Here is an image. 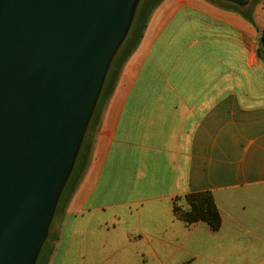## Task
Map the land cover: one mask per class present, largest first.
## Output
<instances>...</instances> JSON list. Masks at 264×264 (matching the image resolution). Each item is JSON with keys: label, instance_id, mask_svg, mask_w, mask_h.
<instances>
[{"label": "crops", "instance_id": "0c3cea01", "mask_svg": "<svg viewBox=\"0 0 264 264\" xmlns=\"http://www.w3.org/2000/svg\"><path fill=\"white\" fill-rule=\"evenodd\" d=\"M258 4L253 23L202 0H164L153 11L56 218L48 264L60 251L58 264H264ZM200 192L214 197L217 231L174 215L177 197Z\"/></svg>", "mask_w": 264, "mask_h": 264}, {"label": "water", "instance_id": "95a60500", "mask_svg": "<svg viewBox=\"0 0 264 264\" xmlns=\"http://www.w3.org/2000/svg\"><path fill=\"white\" fill-rule=\"evenodd\" d=\"M138 1L0 0V264L50 237Z\"/></svg>", "mask_w": 264, "mask_h": 264}, {"label": "rangeland", "instance_id": "374dc122", "mask_svg": "<svg viewBox=\"0 0 264 264\" xmlns=\"http://www.w3.org/2000/svg\"><path fill=\"white\" fill-rule=\"evenodd\" d=\"M203 4L209 7H213L216 8L218 11L220 12H224L226 13V15H236V16H240L242 18V20L249 22L246 19V16L249 14H252L253 17V13H254V6H256V1L257 0H245L244 4H240V3H236V2H231V1H227V0H202ZM158 2V0H139L137 3V8L135 10V14L133 16V20L130 26V30L129 33H131L133 31V35H129L128 39L125 41V43L122 45V48L120 49V51L118 52L117 56L115 57V59L112 62V68H111V72L110 75L107 79V81L105 80V82L103 83L101 92H100V96L98 98L97 101V107H96V113L93 117V120L91 121V125L88 128L90 131L89 133L86 135L85 137V142L80 150V153L78 155V158L76 159L75 163H74V167L73 170L70 174V177L68 178L65 187L62 191L61 197H60V211H58L57 217L60 216L61 219V215L63 214V212L66 209V205L70 202V199L73 197L74 191L75 189L78 187L80 181L82 180V178L84 177L85 171L88 167V163L90 160V156H91V152H92V148L94 145V140H95V135L98 131V126L100 124V121L102 119L103 116V110L110 98L109 95V90L112 86L113 83V78L115 77V73H117L119 71L120 74V68H122V59L129 47V45H131V43H133L135 37H136V31H137V23L138 20L142 19L145 12L151 8V6L153 4H156ZM255 3V4H254ZM264 4V0L260 1L258 5H262ZM157 8V7H156ZM155 8V9H156ZM153 13V11H152ZM151 13V15H152ZM151 15L149 18H151ZM150 20V19H149ZM259 42V40H258ZM125 64V63H124ZM123 64V65H124ZM120 67V68H119ZM180 204L184 205V201H180ZM60 219H57V222L52 224V228H51V234L50 237L47 238L46 242L43 245V248L40 251V254L37 258V261L35 264H48L53 251H54V243L56 241V235L58 234V226L60 225ZM58 237V236H57ZM62 250V248H61ZM60 251L57 255V257L54 258V262L53 264H58L59 259H60V255H61Z\"/></svg>", "mask_w": 264, "mask_h": 264}, {"label": "trees", "instance_id": "16d2710c", "mask_svg": "<svg viewBox=\"0 0 264 264\" xmlns=\"http://www.w3.org/2000/svg\"><path fill=\"white\" fill-rule=\"evenodd\" d=\"M164 0H158L156 4H153L150 9H148L143 18L140 20V23L137 27L136 37L129 45L123 59H122V67L123 64L130 58V56L135 52L137 47L139 46L144 32L148 26L149 17L152 11L155 10ZM262 0H257L256 3H259ZM246 19L253 23L252 14L246 16ZM258 56L263 59L264 58V32L263 38L260 41V46L257 51ZM120 68V67H119ZM122 68H120L121 70ZM119 77V71L115 73V77L113 78L112 86L109 90V95L111 97L114 92L117 80ZM180 201H184V205L180 204ZM174 215L175 217L186 223L187 225H194L199 222H204L208 224L212 230L217 231L220 229L222 224V219L220 216V212L216 206L214 201V197L210 192H200V193H192L188 194L184 197H177L174 201Z\"/></svg>", "mask_w": 264, "mask_h": 264}]
</instances>
